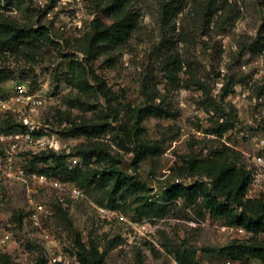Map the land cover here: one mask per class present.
<instances>
[{
    "label": "rangeland",
    "instance_id": "obj_1",
    "mask_svg": "<svg viewBox=\"0 0 264 264\" xmlns=\"http://www.w3.org/2000/svg\"><path fill=\"white\" fill-rule=\"evenodd\" d=\"M114 1L0 0L7 26L0 28V102L7 105L0 113L16 128L25 121L34 128L14 152L0 132V159H13L11 177L0 182L1 252L16 264L52 257L80 264V243L107 250L106 264H178L168 250L212 264L226 259L218 250L233 241H263L264 233L254 237L212 220L199 203H169L165 195L175 184L210 186L188 164L223 146L248 170L264 154L255 141L264 139V0H133L125 12L137 25L127 41L93 45L95 22L117 19L106 13ZM12 28L42 30L48 39L28 45L10 38ZM228 119L234 126L219 137L214 130ZM41 137L56 149H40ZM50 151L63 157L58 165L32 163ZM109 167L146 192L99 187L93 175ZM77 169L87 186L65 180L62 171ZM182 170L188 175L180 177ZM252 194L263 198L259 189ZM36 207L51 210L46 225L56 247L31 226Z\"/></svg>",
    "mask_w": 264,
    "mask_h": 264
},
{
    "label": "trees",
    "instance_id": "obj_2",
    "mask_svg": "<svg viewBox=\"0 0 264 264\" xmlns=\"http://www.w3.org/2000/svg\"><path fill=\"white\" fill-rule=\"evenodd\" d=\"M133 0H115L107 9L106 13L115 15L116 21L107 26L100 20L95 22V33L92 37V44L98 47L120 45L127 41L128 37L136 27L134 15H129L126 11V3ZM127 13V14H126ZM0 28L7 26L0 25ZM11 39L28 41V45L39 40L48 39L47 33L35 29L12 28ZM106 89V88H105ZM224 97L230 92L223 89ZM228 116V115H227ZM229 119L223 121L214 130V133L222 137L233 128ZM18 127V124L12 119L3 120L0 123V132H6ZM75 131V130H74ZM88 133L78 131V134ZM77 134V133H76ZM147 147V146H145ZM146 159V153H140L139 161ZM63 157L55 152H42L35 155L32 159L33 164L53 163L58 165ZM191 171L202 170L205 175L211 179L209 186L205 182L196 181L190 186L175 184L169 188L165 195L166 202H175L183 199L189 204H201L202 208L208 213L214 221L222 222L229 227L243 229L245 232L256 237L264 233V197L247 198V192L252 182V171L240 165V158L237 153L230 148L223 146L210 154L206 160L189 163ZM59 166L55 167L57 171ZM174 170V169H173ZM62 173L66 181L84 180L83 185L87 186L88 177L82 175L80 170L68 171ZM61 173V174H62ZM188 173L184 170L179 174L184 177ZM100 177V178H99ZM94 182L101 188L112 185V191L118 193L122 191L126 196L140 192H146L145 186L136 181L135 177H126L119 170L109 167L108 169L93 175ZM19 223L22 224L23 216H19ZM78 245V259L80 264H106L108 256L107 250H100L96 245L90 244L86 247L80 243ZM168 250V249H167ZM174 254L178 264H197L195 253L181 252L178 250H168ZM221 256L233 261H241L243 264L251 260H258L264 264V240L240 242L233 241L227 246L218 250ZM0 264H16L12 258L0 250ZM41 264H46L45 260Z\"/></svg>",
    "mask_w": 264,
    "mask_h": 264
},
{
    "label": "built area",
    "instance_id": "obj_3",
    "mask_svg": "<svg viewBox=\"0 0 264 264\" xmlns=\"http://www.w3.org/2000/svg\"><path fill=\"white\" fill-rule=\"evenodd\" d=\"M7 110L6 103L0 102V111ZM3 120V115L0 113V123ZM25 126L22 128H14L6 132H2L1 139L5 141L7 144L10 145L11 152H14L18 149L20 145L21 139L27 138L29 139L31 137V134L34 131V128L29 130L30 127L29 123L25 121ZM255 141L258 142L260 146L264 147V139L263 137H255ZM36 143L41 147L42 150H48V149H56L53 145L48 144L45 142L44 138H37ZM73 165H77L78 160H75L72 158L71 160ZM13 165V159L11 155L7 158V165L3 163V161L0 159V182L5 177H11V168ZM252 171V182L249 186L248 192H247V198H253L252 190L259 189L260 192L263 193L264 197V154L258 155L253 157V167L250 169ZM25 175V170L23 168L19 169L16 173V176L18 178H22ZM41 179H44V176H40ZM73 193L75 195H79L81 192L78 189H74ZM1 199V197H0ZM52 215L51 210L48 208L43 207H36L28 217V220L33 228L38 230L40 234L43 236V239L48 245H51L52 247L57 246V238L55 237L54 232L46 225L47 218ZM114 213H109V217H114ZM194 227L197 226V224H192ZM59 263V259L57 257H52L49 260V264H57ZM212 264H243L241 261H233L230 259H224L217 263ZM250 264H260L258 260H253L250 262Z\"/></svg>",
    "mask_w": 264,
    "mask_h": 264
}]
</instances>
